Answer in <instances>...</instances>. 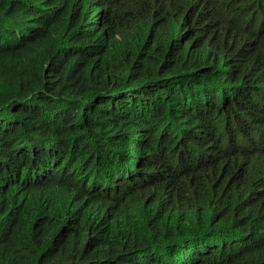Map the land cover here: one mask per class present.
Returning a JSON list of instances; mask_svg holds the SVG:
<instances>
[{"label":"trees","instance_id":"obj_1","mask_svg":"<svg viewBox=\"0 0 264 264\" xmlns=\"http://www.w3.org/2000/svg\"><path fill=\"white\" fill-rule=\"evenodd\" d=\"M205 210L264 264V0H0V264H192Z\"/></svg>","mask_w":264,"mask_h":264},{"label":"clouds","instance_id":"obj_2","mask_svg":"<svg viewBox=\"0 0 264 264\" xmlns=\"http://www.w3.org/2000/svg\"><path fill=\"white\" fill-rule=\"evenodd\" d=\"M216 217L213 216L212 213L207 212L205 210L204 218L201 220V228H211L212 224L214 223ZM220 225V223H218ZM225 236L227 238H224L222 240L219 237ZM246 235L243 233L242 235L237 234V226H228L223 227L220 229L211 228L209 231L200 233V234H194L192 236V239L190 243L188 244V247L192 249H188V253L191 256L192 264H199V253L202 251H207L209 246H215L225 241H232L236 239L244 238ZM187 247V248H188Z\"/></svg>","mask_w":264,"mask_h":264},{"label":"rangeland","instance_id":"obj_3","mask_svg":"<svg viewBox=\"0 0 264 264\" xmlns=\"http://www.w3.org/2000/svg\"><path fill=\"white\" fill-rule=\"evenodd\" d=\"M191 2H192V1H191ZM233 224H235V222H234Z\"/></svg>","mask_w":264,"mask_h":264}]
</instances>
